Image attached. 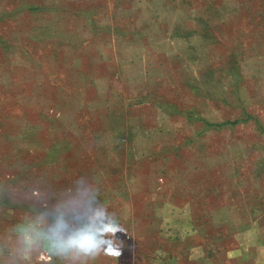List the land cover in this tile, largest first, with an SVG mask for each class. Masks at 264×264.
I'll return each mask as SVG.
<instances>
[{"label": "rangeland", "instance_id": "374dc122", "mask_svg": "<svg viewBox=\"0 0 264 264\" xmlns=\"http://www.w3.org/2000/svg\"><path fill=\"white\" fill-rule=\"evenodd\" d=\"M70 167L111 175L146 229L107 264L172 258L160 205L256 199L264 215V0H0L2 260L33 224L52 230ZM234 251L204 264H238Z\"/></svg>", "mask_w": 264, "mask_h": 264}, {"label": "crops", "instance_id": "0c3cea01", "mask_svg": "<svg viewBox=\"0 0 264 264\" xmlns=\"http://www.w3.org/2000/svg\"><path fill=\"white\" fill-rule=\"evenodd\" d=\"M63 171L58 195L52 201L56 210L49 217L52 230L47 233L44 227L39 228L33 224V229L30 230L32 237L26 242V249L14 251L7 261L8 257L2 260L4 255L1 254L0 264H38L37 257L41 249L51 251L55 264H107L117 261L122 251L128 256L131 254L127 240L132 238L135 241V230L139 231V241L146 242L143 223H136L134 214H131L132 202L122 196L110 195L111 192L119 191V183L116 185L111 181V175H103L102 171L94 168L80 170L70 167ZM136 204L140 212L135 214L141 220L142 216L146 218L150 212L148 205L144 206L141 201ZM213 205L212 207L205 202H194L189 198L185 202H176L166 212L165 206L160 205L162 217L160 215L157 218L161 222L163 218L170 219V230L158 233L157 240L161 241L162 246L163 243L171 245L168 252L174 260H159V263L153 264H196V257H201L203 263L199 264H204L212 253V247L219 251L221 257H227L230 253L236 256V242L238 264H259L264 255V251H259L264 248V215L259 211L256 199L250 203H238V206L235 203ZM237 219L238 223L227 224L228 221L235 222ZM48 220L46 217L45 223ZM112 223L118 225L116 232L102 236L103 227ZM34 230L38 233H34ZM129 232L132 233L130 238L126 235ZM88 237L110 240L112 246L118 248L119 254L110 255L101 250L92 257L80 247ZM38 244L39 250L36 247ZM198 247H201L200 252L196 249ZM174 256H180L182 262H177L179 260Z\"/></svg>", "mask_w": 264, "mask_h": 264}, {"label": "clouds", "instance_id": "9594fccd", "mask_svg": "<svg viewBox=\"0 0 264 264\" xmlns=\"http://www.w3.org/2000/svg\"><path fill=\"white\" fill-rule=\"evenodd\" d=\"M118 228L116 223L107 224L101 230L102 236H106L109 233H115ZM82 251L88 253L92 257L99 254L101 250L105 251L106 254L118 255V248L112 246V242L108 239H96L95 237L86 238L80 245Z\"/></svg>", "mask_w": 264, "mask_h": 264}, {"label": "trees", "instance_id": "16d2710c", "mask_svg": "<svg viewBox=\"0 0 264 264\" xmlns=\"http://www.w3.org/2000/svg\"><path fill=\"white\" fill-rule=\"evenodd\" d=\"M241 120L239 119H235V120H232V121H225L223 123H219V124H215V123H207L208 126H224V125H233V124H236L237 122H240Z\"/></svg>", "mask_w": 264, "mask_h": 264}, {"label": "built area", "instance_id": "2783aa9c", "mask_svg": "<svg viewBox=\"0 0 264 264\" xmlns=\"http://www.w3.org/2000/svg\"><path fill=\"white\" fill-rule=\"evenodd\" d=\"M41 256H42V258H45V259H49L50 258L49 255H46V254H42Z\"/></svg>", "mask_w": 264, "mask_h": 264}]
</instances>
